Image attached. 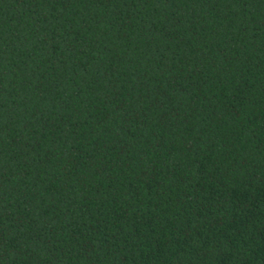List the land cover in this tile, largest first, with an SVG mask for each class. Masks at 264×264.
Instances as JSON below:
<instances>
[{
	"label": "trees",
	"instance_id": "1",
	"mask_svg": "<svg viewBox=\"0 0 264 264\" xmlns=\"http://www.w3.org/2000/svg\"><path fill=\"white\" fill-rule=\"evenodd\" d=\"M0 264H264V0H0Z\"/></svg>",
	"mask_w": 264,
	"mask_h": 264
}]
</instances>
